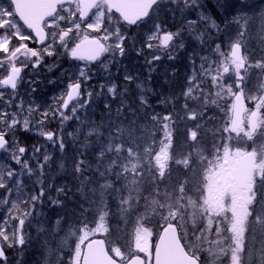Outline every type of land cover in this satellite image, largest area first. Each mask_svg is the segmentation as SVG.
I'll return each mask as SVG.
<instances>
[{"label":"rangeland","instance_id":"obj_1","mask_svg":"<svg viewBox=\"0 0 264 264\" xmlns=\"http://www.w3.org/2000/svg\"><path fill=\"white\" fill-rule=\"evenodd\" d=\"M3 2L6 4L7 0H3ZM242 2L246 4L250 11L243 13L240 12L238 7L233 15L252 16L255 14L257 19H255L254 27L253 21L249 20L248 29L244 30V35L241 37L243 41V53L247 56L248 62L245 65L247 74L245 75L244 69L241 70V75L245 76V80L239 89L236 87V77L233 71L230 70L229 73L223 74L222 78L218 81L219 84L225 86L224 88L220 85L217 86L216 84H213L211 75H206L205 72L202 71L201 65L203 64L205 69H212L213 75L216 74L215 70L219 68L220 62L224 60V56H221L220 52H223L225 56L230 54V45L234 43L235 39L238 37L239 33L237 29L240 27V24L244 23V21L241 20L237 22L232 16H229L228 20L225 22L228 24V28L226 29L225 23H222L223 25L221 26L220 31L217 32L215 29L206 27L204 22L198 20V15L201 12H204L206 15L213 18L211 13L206 9V4H211L213 6L211 8L219 11L222 19L227 15V12L225 11V8L219 7V5L228 6L237 3V0H197L195 5H185L184 0H175V2L174 0H163L160 4L159 11H157V8L155 9L149 20H151L155 14L158 17L157 22H164L165 30L180 32V37L178 39H182L183 44L187 38H190L189 34L183 31V28L187 25H189V27H194L197 32H214V34L210 32L203 36L201 35V41L210 38L214 46L217 43L219 44L220 52L216 51V47H214L212 53L204 50L203 56L198 63L196 62V57L194 56V60L188 52H186L185 58L178 57V67L181 64H186V62L189 64L188 69H186L188 70L187 74H177L180 73L183 67L179 68V70L176 69V73L172 72V67L168 64V61L165 60L169 52L172 53V56L176 57L184 50V47L170 48L167 51L160 50L162 58L161 60L156 61L155 66H153L145 61V57L148 56V50L145 49L143 55L138 54L131 48L129 40L127 39L124 41L125 53L123 56L119 54L118 49L110 48L95 71L85 68L89 77L87 80L83 77H79L78 68H81L79 65H74L72 67V74H76V79H79L84 83V92L79 101H84L86 105L84 108L77 107L76 116L73 117L76 121H79L80 118L86 117L90 105H92V103H94L103 92L101 85L90 84L92 80L91 74L95 72L103 74L102 72L105 71L110 63L111 68L116 70L114 62H117L118 59L124 60L125 65L130 67L126 62L128 60L131 61V58H135L139 61L140 66L133 67L134 69L131 67V70L141 72L142 74L140 75V78L142 77L143 79L146 73L147 76L156 75L160 79L161 84L156 82L155 86L165 88V90L161 91V99L162 97L175 99L178 98L177 96H181L180 102L182 104L183 113H181L180 116H171L174 120L170 118L167 121H160L161 126H165L164 129L169 125H173L176 129L180 126L179 129L186 130L188 128L192 129L194 125H199L196 127L195 131L207 132V128L208 130H211V133H219L217 139L212 141L214 147L209 151L207 150V147L202 143H199L200 139H197V142L195 141L193 144H191L190 141L187 144H180L174 142V134L176 132L169 130L162 134L160 129L158 131L161 132V140L164 146L158 154L154 153L152 156H149V150L138 152L128 149L125 146L116 147L115 149H117L119 153H124V157L127 158V161H130V164H134L141 176H152L156 179L160 177L161 181H163L161 184L163 187L155 194H146L145 199H143L144 209L141 213L142 216H138L139 222L136 223V226H134L130 232V235L134 236L132 243L126 246L125 238L122 242L121 239H111V227L110 223L107 222V217L111 211L107 204L103 202V207H101L102 209L100 212L102 215L101 221L95 227L91 228L90 231L82 235V240L79 244L75 245L73 257L68 264H80L82 245L86 240L94 236H108L112 246L111 250L114 253V256L119 260H125L130 255H140L145 258L146 264H152L153 248L157 238L156 233H158V230L160 227L164 226V224L171 221L177 223L183 230L185 240L188 239L186 232L189 237L193 238V236H195L193 239L197 238V233L194 234L192 230L194 224L193 217L195 214L200 217L202 215V209L195 205L194 198L198 199L196 196L200 195V197H202L204 194H211L212 197L213 195L217 196V199L221 202L223 218L225 220L228 219L230 223L228 224L227 222V225L232 226L231 232L227 234V237H231V239L234 240L232 244H229L227 252L230 253L231 250H234V254L233 256H230L231 258H229L224 264H264V64H260V62H264V30L261 29L258 20L259 13L264 11V0H242ZM96 12L97 9L93 12L92 16L86 23H82L78 20V12H76L71 18H69L68 12H64L62 14L65 16V20L59 21L58 27L54 26L49 28V31H57L58 33L62 28H73V31L67 38H65L67 48L60 45L59 40L57 39L54 47L56 48L58 56H69L70 49L75 43L79 42L84 35L101 38L106 45H113L116 41V36L114 34L116 28H119L122 34L126 32L131 36L136 35L140 31H143L144 34L147 35L148 28L152 27V25L147 23L148 20L143 26L138 27L134 31H129L115 14L105 11L99 31H93L92 29H89L87 25L89 22H95ZM189 21H195V23L190 24ZM75 22L80 23L79 30L75 29ZM222 29H224V36L226 38L224 45L227 47V53L222 51L220 39L217 37ZM21 30L24 31L22 26ZM106 30L109 33L108 40L103 39ZM226 32L229 35L226 36ZM18 43L20 42L13 39L10 49L13 45ZM23 43H27L30 48L37 49L34 47V40L23 41ZM151 43L155 45L158 41H152ZM21 59H23V57H21ZM0 61L4 62V67H0V79H3L6 78L8 74L6 69L9 63L7 56L4 53H0ZM16 63L17 66H20L19 60L16 61ZM161 63H163V65H160ZM193 64H195V67H193ZM30 65L31 63H29V66ZM117 65H119V63H117ZM126 66H124L123 69H126ZM166 78H169L170 80ZM171 79L176 80L174 84H171ZM181 80L184 81L186 88L183 90L184 92H181L180 94ZM125 82L127 86L132 88L130 81L125 80ZM102 84L107 86L105 81L102 82ZM229 84L232 85L231 91L226 88ZM189 85H193V91L190 95H187ZM135 86L136 85L134 84V87ZM91 87H95V92ZM122 90L124 92L120 98L122 100L125 98L123 103H126V99L130 100V98L138 97L140 98L139 104H141L139 106L143 112L146 113L142 108L143 102L141 97L149 91L147 85L141 84L134 89L124 87ZM164 91H167L168 93L165 94ZM239 91L242 92L247 106L245 127L229 138L225 146L219 144L214 145L215 141L220 140V136L223 132L227 130V128L229 129L233 108V97L236 92ZM20 92L21 81L18 83L17 92L14 94L10 89L0 87V93H3L4 97L3 100H0V108L7 107L9 111H18L19 109L17 106L22 105L23 115H28L29 106L20 98ZM88 92L92 93L91 97L88 96ZM96 92L97 95L95 94ZM158 94L160 95V91ZM65 95L66 91L57 95L54 98V102L47 105L56 106V108H45L48 110L49 116L43 118L42 123L40 122V115L36 114V117L34 115H28L30 123L27 131H25L21 125H17L15 131L17 143L20 146L26 147L29 150V153L34 148V145L40 146L36 147L40 150L37 153V156L42 157L45 153L49 156L55 153H59L60 155L63 153L59 150L58 144L53 145L51 142L45 140L44 136L40 135V133L41 131H50L48 127L51 126L52 123L56 125L62 124L60 125L59 134L57 135L63 139L65 145V133L62 129L63 127L65 129L69 124L65 126L63 123H70L73 118L67 121H61L58 114L54 115V113H57V110L61 108ZM9 99L12 100L11 104L7 103ZM79 101L74 105H78ZM185 106L187 107L185 108ZM157 107L159 108V104ZM31 108L33 110V107ZM172 108H174V104H172ZM69 113L70 111L67 114ZM253 114L258 117V127L256 134L251 137L249 135L248 123L250 116ZM147 115H153V113L148 111ZM77 117H79V119H77ZM195 118H198V121H195ZM199 118H204L203 122H201ZM35 119L36 121L34 122ZM194 134L196 135L197 133L195 132ZM25 139L28 142L27 145L21 143V141H24ZM34 141L36 143H34ZM64 150L65 147L63 151ZM246 153L254 154L257 163V170L252 176L249 188L247 190H239L234 186V170L236 169V164L240 161L242 155ZM25 155H28V153H25ZM165 158L169 161L166 164L167 168L165 166V168L161 169V166L165 163ZM224 162H227L228 165L224 166ZM0 163L5 164L14 171H20L19 165H16L15 162L9 158L8 154L2 150L0 151ZM30 167L33 168L31 175L29 176L25 174L21 177V180L24 181V183L29 182L25 186L26 188H24V193H26L27 189H31L32 192L39 187L38 183L35 182L37 178L34 177L39 174L35 159L30 161ZM150 178L151 177H147L145 182L148 183L147 181ZM219 180L221 183H218ZM153 185H155L154 182ZM153 185L149 188L151 193L155 192L157 189ZM170 186H172L171 189ZM118 187L123 189L127 188L123 181ZM4 201H7V203H4ZM14 203L18 204L19 207L23 209L24 204L21 200L16 199L15 192L9 194L5 189H0V212L4 213L3 216L6 219L1 227L10 228V226L16 224L14 219H10V215L12 217L21 215L20 212H17L12 208V204ZM215 204L216 201H214L212 207H214ZM40 208L41 205L39 206V210L34 211L32 216L26 219L24 225L25 232L27 228H29L28 225L30 221H32L33 218H37L35 213H38ZM25 232V240L27 241ZM118 240L122 246L117 247ZM0 241L2 242V238H0ZM200 241L202 242L203 240ZM2 243L6 244V242ZM16 246L17 245L11 248L5 246V249L15 254L17 252H15Z\"/></svg>","mask_w":264,"mask_h":264},{"label":"trees","instance_id":"obj_2","mask_svg":"<svg viewBox=\"0 0 264 264\" xmlns=\"http://www.w3.org/2000/svg\"><path fill=\"white\" fill-rule=\"evenodd\" d=\"M211 7H213L211 4H206V9L221 28L223 25L220 21L221 13ZM223 30L217 37L220 39L222 51L227 53ZM183 31L191 37L184 42V50L181 52L184 56L188 52L194 60L195 57L196 60L201 59L204 50L212 53L216 47L210 38L204 41L197 39L206 33L214 34L213 31L197 32L189 25L183 28ZM70 63L67 55L58 56L56 53L51 57H44L40 67L35 70L31 65L24 68L20 98L29 108L33 107L31 115L36 117L38 114L41 117L45 108H56L47 105L53 103L57 95L67 91V85L76 79V74L71 72L74 65ZM114 64L116 70L111 71V76L115 73L117 79L113 83L104 78L109 76L108 73L91 74L90 84L101 85L102 95L90 105L86 117L80 118L79 121L73 118L70 123H63L65 126L69 124L62 129L65 133V150L61 155L51 154L44 175L34 176L37 178L35 182L43 180L44 184L51 185V197L60 203L53 204L47 199L48 193H45L46 199L40 211L35 213L38 219L33 218L25 232L26 244L22 248L16 246L15 254H8L7 264H68L73 257L75 245L82 240V235L101 221L103 202L111 211L107 217L111 227V239H121L122 242L125 238V246L132 243L134 236L130 235V232L139 222L138 216H142L143 199L146 194L148 195L152 181L148 183L141 181L142 176L138 169L126 160L124 153H119L115 148L125 146L138 152L149 150V156L160 153L164 144L161 132L158 131L160 128L157 119L171 113L163 115L162 111H155L153 115L144 116L138 97L126 99V103H123L125 98L122 97L123 100L120 98L124 92L122 88L134 89L140 86L143 83L142 77L140 78L142 73L131 70V67L134 69L140 66L135 58L126 62L130 67H127L122 59H118ZM124 66L126 69H123ZM126 76H130L131 79H125ZM125 80L131 82L132 88L127 86ZM104 81L107 86L102 84ZM156 82L161 81L154 79L150 84L154 87ZM181 82L180 90L183 91L186 85L183 80ZM112 85L117 88L114 97H110L111 93L107 91ZM92 88L95 92V87ZM95 94L97 95V92ZM60 125L62 124L52 123L48 129L59 134ZM176 139L182 140L183 136H177ZM21 143L28 144L26 139ZM36 147L40 146L34 145V148ZM61 164L63 168L60 167ZM122 181L127 188L118 187ZM38 185L40 187L39 183ZM58 187L64 189L59 195ZM29 193L31 189H27L25 194ZM3 214L0 212V227L6 220ZM119 240L117 247L122 246ZM107 242L111 250L108 236Z\"/></svg>","mask_w":264,"mask_h":264},{"label":"snow or ice","instance_id":"obj_3","mask_svg":"<svg viewBox=\"0 0 264 264\" xmlns=\"http://www.w3.org/2000/svg\"><path fill=\"white\" fill-rule=\"evenodd\" d=\"M162 3L163 0H160ZM175 2V0H174ZM197 0H184L185 5H195ZM157 6V11H159L158 0H7L5 4L3 0H0V53H4L8 59V67L6 69V78L0 79V87L10 88L13 90V94L17 89L18 82L21 79V73L24 68L29 66L33 70L40 67L44 60V56H53L56 54L57 39L60 45L67 48V42L65 37L73 31L72 27L62 28L57 31H52L51 33L46 32V28L58 27V22L65 20V16L62 14L64 12L69 13V18L75 15L76 12L79 13L80 21H83L91 12L92 9H97L95 14V22H89L87 27L93 31H99L102 20L105 15V11L111 13L113 10L119 13L123 21L129 25H137L138 21L143 22L145 17H149V12L153 9V6ZM219 7L225 8L227 15L221 19V23H225L229 16H232L237 22L244 21L240 24L237 29L239 35L235 39V42L230 45V54L225 56L223 52H220V46L216 44V51L220 52L221 56H224V60L220 62L219 68L215 70L216 74H212V69H205L204 65H201L202 71L206 75H211V80L213 84L217 86L220 85L225 88L223 84H219L218 81L222 78L223 74H227L231 71L234 72L236 80V87L239 89L245 76L241 75V70H245V75L247 71L245 65L248 62L246 55L242 54V39L244 35V30L248 29L249 20L253 21V27L255 26V14L252 16L240 15L234 16L239 7L240 12L247 13L250 10L247 8L246 4L242 0H237V3L231 5H219ZM48 18H52L50 21ZM158 17L154 14L152 19L147 23L152 25L148 28V34L145 35L143 31L138 32L136 35L129 36L126 32L121 33L119 28L115 29L116 41L113 45H105L101 43L100 39L92 38L90 39L88 35H84L83 38L76 43L74 47L70 49V55L73 59L84 61V68H78L79 77H83L87 80L89 77L85 68L88 66V62L98 60L102 54L109 51L110 48L118 49L121 56L125 53L124 41L129 40V44L133 50L138 54L143 55L144 50H148V56L145 57L146 63L155 66L156 61L161 60L160 50L174 49L176 47H184L182 39L180 37V32L168 31L164 29V22H157ZM198 20L205 23V26L211 29H215L217 32L220 31V25L217 24L216 20L206 15L204 12L199 13ZM259 24L262 30H264V11H261L258 16ZM20 21L26 25L30 32H24L21 30ZM189 23H195V21H189ZM75 29H80V23L75 22ZM139 27V26H138ZM225 28H228V24L225 23ZM162 33V34H161ZM34 34V35H33ZM225 35H229L227 32ZM50 37V39H49ZM16 39L20 43L13 45L10 49L12 40ZM104 40L109 39V33L105 32L103 36ZM201 39V37H197ZM35 40L39 44L43 45L41 49L30 48L27 43L23 41ZM46 41H48L46 43ZM152 41H158L157 44L151 43ZM23 57V59H21ZM150 57V58H149ZM35 58V59H33ZM168 58L172 59V53L169 52ZM20 61V66H17L16 61ZM264 64V62H260ZM0 67H4V62L0 61ZM51 68H49V71ZM125 79H131L130 76H126ZM81 82L79 79H75L73 82L67 85L69 91L66 93L67 99L61 105V108L57 110L61 121H67L76 116L77 107L84 108L85 102L79 101L78 105H73L69 114H66L64 110L69 107V102L77 99L81 95ZM198 87V85H197ZM229 91L232 90V85L229 84L226 87ZM33 91L35 89L33 88ZM108 93L113 95L116 94V86L112 85L107 89ZM193 91V85L188 86L187 95H190ZM88 96L91 97L92 93L88 92ZM3 93H0V100H3ZM143 103L147 101L141 97ZM164 101H161L163 103ZM8 104L12 103V100L7 101ZM107 107V105H105ZM18 111H9L7 107L0 108V150L8 154L9 158L19 165L20 171H14L5 164L0 163V189H5L9 194L15 192L16 199L21 200L24 204L23 209L19 207L18 204H12V208L21 215L17 217H12L16 224L10 226V228L0 227V238L2 242L0 243V261L7 264V257L5 252V246L8 248L14 247L15 245L21 246L25 245V221L28 217L32 216L34 211L39 210V206L42 205L46 199L45 193H48L47 199L51 200L53 204H59L60 201L57 199H52L51 197V185L44 184L43 180H38L37 183L40 184L38 190H33L31 193L25 195L24 187L26 186L21 177L25 174L31 175L33 168L30 167V161L35 159L36 167L39 169V175H43L46 171L51 157L45 153L42 157L37 156L40 151L38 148H33L29 153V150L20 146L17 143L15 136V131L17 125H21L22 128L27 131L29 128V118L31 115L32 108L28 109V115H23V106L18 105ZM119 111V110H117ZM49 116V112L45 109L41 113V123L43 118ZM79 119V117H77ZM91 135V132L88 133ZM40 135L44 136L47 141L51 142L53 145L59 146V150L63 152L65 147L63 139L58 136L53 131H41ZM11 141V143H10ZM28 153V155H25ZM41 160L43 161L41 163ZM81 161H77L80 163ZM63 168V164L60 165ZM64 189L62 187L57 188V194L62 193ZM7 203V201H4ZM59 223V221H57Z\"/></svg>","mask_w":264,"mask_h":264},{"label":"water","instance_id":"obj_4","mask_svg":"<svg viewBox=\"0 0 264 264\" xmlns=\"http://www.w3.org/2000/svg\"><path fill=\"white\" fill-rule=\"evenodd\" d=\"M159 1L160 0H158V3ZM154 7L155 5L153 6V8ZM151 11L152 9L150 10L149 14L151 13ZM113 12L115 11L113 10ZM88 16L84 20H86ZM147 18L148 17H145L144 20ZM20 22L23 24V21ZM139 22L141 21H138L137 24ZM24 26L26 27V25ZM135 26L136 25H132L131 27H135ZM37 45L43 46L38 42ZM102 56L103 54L101 55V57ZM71 59L73 58L71 57ZM98 60L88 63L95 64ZM77 99H74L71 102H69V107ZM67 110L64 111L66 112ZM245 112H246V106L243 99V95L241 93H238L234 98V110L231 121V130L233 132H237L239 129L242 128ZM256 127H257V120H256V116L253 115L250 119V127H249L250 135L255 134ZM255 170H256V163L254 161L253 155L246 154L245 156H243L241 162L238 164V169L235 171V183L240 189H245L248 187L251 179V175ZM81 264H145V260L139 256H135L126 263H119L114 258H112V256L108 253L105 240L101 238H96L88 241L85 244ZM154 264H199V263L194 258L189 257L186 254L180 242L177 228L174 225H168L163 229L161 236L157 242V246L155 248V253H154Z\"/></svg>","mask_w":264,"mask_h":264},{"label":"flooded vegetation","instance_id":"obj_5","mask_svg":"<svg viewBox=\"0 0 264 264\" xmlns=\"http://www.w3.org/2000/svg\"><path fill=\"white\" fill-rule=\"evenodd\" d=\"M47 31L49 32V30ZM49 33H51V31ZM235 134L236 133H232L231 137ZM190 141L192 142L193 140ZM225 143V141H220V145L224 146ZM166 164L167 161L161 166V169L165 168ZM223 165L227 166L228 163L224 162ZM218 183H221V181L219 180ZM234 186H236L235 183ZM196 197H198V199L194 198V202L197 207L202 209V215L199 217L195 214L193 217L194 224L192 230L194 234L197 233V238L193 239L195 236L191 238L194 243L190 249H187L188 253L197 259L200 264H224L231 258L230 256L234 254V250H231L230 253L227 252L229 244H232L234 240L231 239V237H227V234H229L232 229V226L227 225V222L229 224L230 221L223 218L221 202H219L216 195L212 197L211 194H204L202 197H200V195ZM214 201H216V204L212 207ZM200 240L203 241L201 242Z\"/></svg>","mask_w":264,"mask_h":264},{"label":"bare ground","instance_id":"obj_6","mask_svg":"<svg viewBox=\"0 0 264 264\" xmlns=\"http://www.w3.org/2000/svg\"><path fill=\"white\" fill-rule=\"evenodd\" d=\"M163 51H167V50H163ZM179 54L176 57L175 56H172L173 57L172 59H169L168 58V55H167L165 60H167L168 61V64L172 67V70H171L172 72H175L176 73L177 72L176 69L179 70V68L183 67L182 70L180 71V73H177V74H187L188 73V70H186V69H188V67H189V64L187 62H186V64L184 63L185 64L184 66H183V64H181L178 67V64H177L178 57H184L185 58V56L182 55L181 52ZM68 60H69V62H71L70 64L77 65V62L75 60L71 59V57H69ZM200 60L201 59H197L196 62L198 63V62H200ZM193 67H195V64H193ZM111 70H114V69L111 68V66H108L105 69V71L103 72V74H105V73L107 74L108 73L109 76L104 77V78L105 79H108L110 81V83H113L117 79V77H116V74L115 73H113L112 76H111ZM93 71H95V70H93ZM163 101H164L162 103L163 107L166 110L170 111L168 113H171L172 114V117L175 116V115L180 116V114L183 113L182 104L180 102L181 101V98H179V99L178 98H175V99H164ZM172 104H174V108H172ZM186 107L187 106H185V108ZM171 119L174 120V118H171ZM199 119H200L201 122H203V120H204V118H199ZM194 120L195 121H198V118H195ZM244 124H245V121H243V125L242 126H244ZM158 126H159V128H160V130H161L162 133H165V132H167L169 130H172V131H174L176 133H179V132L184 131V129H179L180 126L177 129L173 125H169L165 129H164L165 126H161L160 123L158 124ZM242 129H240V130H242ZM249 135H250V131H249ZM254 135H250V136L253 137ZM229 138H231V134L230 133H227V132H224L221 135V137H220V141H225L227 143V141L229 140Z\"/></svg>","mask_w":264,"mask_h":264}]
</instances>
